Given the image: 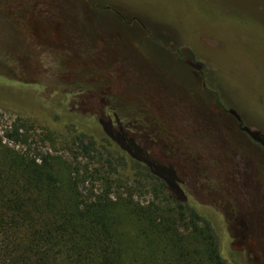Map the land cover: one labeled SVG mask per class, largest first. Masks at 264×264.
I'll use <instances>...</instances> for the list:
<instances>
[{
    "label": "rangeland",
    "instance_id": "374dc122",
    "mask_svg": "<svg viewBox=\"0 0 264 264\" xmlns=\"http://www.w3.org/2000/svg\"><path fill=\"white\" fill-rule=\"evenodd\" d=\"M85 1L136 12L185 40L207 61L209 78L227 103L264 129V0ZM80 2L0 0V134L20 118L31 126V148L72 160L57 143L74 135L67 116L85 123L77 129L93 132V118L106 120V108L128 118L135 114L125 107L133 105L142 119L129 137L152 159L172 166L198 203L220 212L229 250L246 264H264V150L216 107L196 78L183 74L178 80V57L190 59L186 48L177 56L163 33L149 35L124 18L92 16ZM84 19L93 22L96 37L88 54L81 52ZM193 87L201 94L190 95ZM43 133L53 146L39 141ZM76 162L101 168L88 157ZM213 224L220 233L218 221Z\"/></svg>",
    "mask_w": 264,
    "mask_h": 264
},
{
    "label": "trees",
    "instance_id": "16d2710c",
    "mask_svg": "<svg viewBox=\"0 0 264 264\" xmlns=\"http://www.w3.org/2000/svg\"><path fill=\"white\" fill-rule=\"evenodd\" d=\"M80 3L82 11L92 16L98 12L119 23L124 18L140 24L149 35L163 33L175 46L176 55L186 48L190 59L178 57L182 67L178 80L183 74L186 80L196 78L200 85L204 83V94L235 110L244 125L260 126L249 121L237 105L227 103L224 91L209 78L207 61L185 40L147 23L136 12L107 2L102 4L110 9L85 0ZM81 33V52L88 54L94 43L91 39L96 38L93 22L85 20ZM196 90L193 87L190 95L201 94ZM134 107H125L135 114L128 118L106 108V120L93 118V132L77 129L85 123L67 116V127L74 135L57 143L69 151L72 160L65 154L31 148V126L20 118L0 134V264H246L241 253L228 249L229 236L220 212L198 203L172 166L152 159L129 137L128 131L142 119ZM38 139L54 145L47 133ZM80 156L101 168L77 163ZM145 194L150 199L140 200ZM213 221H218L220 233Z\"/></svg>",
    "mask_w": 264,
    "mask_h": 264
},
{
    "label": "flooded vegetation",
    "instance_id": "af4514ba",
    "mask_svg": "<svg viewBox=\"0 0 264 264\" xmlns=\"http://www.w3.org/2000/svg\"><path fill=\"white\" fill-rule=\"evenodd\" d=\"M104 9H110V7H109V6H106V7H104ZM203 86H204V83H202V87H203ZM213 101H214V104L216 105V107L219 108V110H220L223 114L228 115V116L231 118V120H232L234 126H236V128H238V130H239L240 132H242V133H243V134H244V135H245V136L251 141V143L255 144V146H256V148H257L258 150H264V129H263V125H260L259 127L246 126V125L243 124V120H242V118H241V115H239L235 110H233V109H231V108H225V107H222L219 103L216 102L215 99H213ZM231 111H235V112L237 113V115L239 116V119H236L235 116L232 115V114L230 113ZM243 127H249L250 129L259 132L260 137H261V139L263 140V143H260V142H257V141L252 140V139H251V138H250V137H249V136H248V135L242 130Z\"/></svg>",
    "mask_w": 264,
    "mask_h": 264
},
{
    "label": "water",
    "instance_id": "95a60500",
    "mask_svg": "<svg viewBox=\"0 0 264 264\" xmlns=\"http://www.w3.org/2000/svg\"><path fill=\"white\" fill-rule=\"evenodd\" d=\"M232 115L235 116L236 119H239V116L237 115V113L235 111H231L230 112ZM242 130L254 141L263 143V140L260 137L259 132L254 131L252 129H250L249 127H243Z\"/></svg>",
    "mask_w": 264,
    "mask_h": 264
}]
</instances>
